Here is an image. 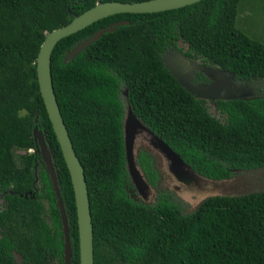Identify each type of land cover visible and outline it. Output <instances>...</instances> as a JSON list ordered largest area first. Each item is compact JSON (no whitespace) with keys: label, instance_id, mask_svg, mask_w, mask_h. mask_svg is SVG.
Here are the masks:
<instances>
[{"label":"trees","instance_id":"trees-1","mask_svg":"<svg viewBox=\"0 0 264 264\" xmlns=\"http://www.w3.org/2000/svg\"><path fill=\"white\" fill-rule=\"evenodd\" d=\"M101 1L112 0H0V264H15L13 249L25 264H47L51 255L62 263V222L32 140L33 125L49 146L68 222L70 264H78L73 192L38 91L35 57L46 32ZM240 1L199 0L163 11L116 13L54 44L51 83L83 168L93 264H264V189L209 195L189 213L179 211L163 189L144 204L128 194L123 154L127 103L203 178L224 180L236 171L264 167V90L256 83L264 80V43L235 25ZM118 21L123 23L115 25ZM98 30L96 40L64 60ZM168 49L232 73L258 94L213 100L220 120L163 67L159 57ZM195 78L203 74L196 72ZM9 143L22 151L18 165L10 161ZM135 161L147 183L156 186L150 155L138 150Z\"/></svg>","mask_w":264,"mask_h":264},{"label":"water","instance_id":"water-1","mask_svg":"<svg viewBox=\"0 0 264 264\" xmlns=\"http://www.w3.org/2000/svg\"><path fill=\"white\" fill-rule=\"evenodd\" d=\"M196 1L199 0H141L135 2L112 0L95 2L92 6L83 10L79 14L72 15L69 22L46 32L39 45L35 57L36 81L47 118L54 132L71 183L77 220L78 264H93L92 218L90 217L89 212L83 168L74 153L53 92L50 76L51 50L60 38L74 33L100 18L116 13H144L158 10H169L189 5ZM121 23L123 22L118 21L115 25ZM111 29L112 28H109L107 30ZM101 31L102 30H98L86 40L72 47L66 53L64 60H70L86 45L96 40ZM159 59L163 67L175 79L176 83L195 98L209 100L212 104L215 99L244 98L241 94L235 95V91L233 90L234 87L231 88L228 82V78L233 76L232 73H228L217 67L197 63L186 58L176 49L166 50ZM195 71L210 78L211 82L207 84H192L191 77ZM126 92V89L122 92L123 98L126 97ZM124 107L125 109L122 118V141L125 169L133 189L138 196H140L142 201H145V197L150 193V185L147 183L143 173L135 163L134 143L138 135L141 134L143 140H145L148 146L153 150H157V152L163 156L167 161V170L177 180L182 181L184 180V177L196 174L162 139L157 136V134L152 132L139 119H137L127 103H125ZM31 134L32 140L36 146V151L43 162L52 190L55 194L60 221L62 222V264H70V246L67 230L68 222L66 221V216L59 198L49 146L43 137V133L37 129L36 125H33Z\"/></svg>","mask_w":264,"mask_h":264},{"label":"rangeland","instance_id":"rangeland-1","mask_svg":"<svg viewBox=\"0 0 264 264\" xmlns=\"http://www.w3.org/2000/svg\"><path fill=\"white\" fill-rule=\"evenodd\" d=\"M235 25L249 36L264 43V0H241L237 11ZM256 83L257 85H261L264 90V80L257 81ZM249 86L244 84L243 86H236V88H238L237 91H239L241 95L243 94V97H252L258 94V91H253V85ZM205 107L211 115L223 120L222 115L214 110L211 102L205 100ZM8 146L11 163L18 165L19 160L17 155L22 153V151L15 149L12 143H9ZM138 150L146 151L150 155L152 159V167L157 174L156 187L150 186L149 188L151 193L149 197L150 203L153 201V196L156 191L160 189L167 190L170 194L171 201L177 205L179 211L189 213L194 210L204 197L209 195H234L264 189V167L236 171L230 178L218 181L209 180L196 174H191L184 177V180L179 181L167 170V161L163 156L158 153L157 150L151 149L145 140H143L141 134L135 139L134 154H136ZM35 181L38 182V179L35 178ZM127 191L133 199L141 200L140 196H138L133 189L132 184L127 188ZM40 199L43 204L47 206L45 199L42 197ZM2 207L3 200L0 194V208ZM44 219L48 228L51 229L52 222L48 217L47 211L44 212ZM50 233H52V229L50 230ZM0 237H2L1 234ZM11 255L15 264H25L22 260L21 254L16 252L15 249L11 251ZM46 262L47 264H62L58 261L56 255L49 256Z\"/></svg>","mask_w":264,"mask_h":264},{"label":"flooded vegetation","instance_id":"flooded-vegetation-1","mask_svg":"<svg viewBox=\"0 0 264 264\" xmlns=\"http://www.w3.org/2000/svg\"><path fill=\"white\" fill-rule=\"evenodd\" d=\"M178 51V50H177ZM180 52V51H179ZM183 56H185L182 52H180ZM186 57V56H185ZM186 58H188V57H186ZM188 59H190V60H193V61H195V62H197V63H200V64H203V63H201L198 59H192V58H188ZM204 65H206V64H204ZM207 66H210V65H207ZM211 67H213V66H211ZM217 68H219V67H217ZM221 69V68H220ZM224 71V70H223ZM197 71H195V72H193V74H192V77H191V83L192 84H199V83H202V84H207V83H210L211 82V79L210 78H208L207 76H204L203 75V78L202 79H197V78H195V73H196ZM200 73V72H199ZM202 74V73H201ZM228 82H229V84H230V86H231V88L232 87H234V91H235V95H240V92L239 91H237V89L238 88H236V86L237 87H239V86H243L244 84L246 85V86H249V85H247L243 80H241L240 78H238V77H236V76H231V78H228ZM236 85V86H235ZM250 86H252V85H250ZM249 86V87H250ZM125 90V89H124ZM123 90V91H124ZM123 91H121V93L123 92ZM253 91H256V88L254 87V90ZM252 92V91H251ZM253 93V92H252ZM242 96H243V94H242ZM249 96H246V97H244V98H248ZM209 100H207V102H208ZM210 102V101H209ZM135 163H136V161H135ZM137 165V164H136ZM154 187H156V186H154ZM157 192V191H156ZM156 192L154 193V196H153V201L152 202H154V200H155V195H156ZM150 195H151V193H149L146 197H145V201H142V200H140V201H142L144 204H151L150 202H149V197H150Z\"/></svg>","mask_w":264,"mask_h":264}]
</instances>
